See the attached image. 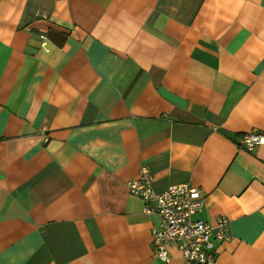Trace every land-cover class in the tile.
<instances>
[{"label": "crops", "instance_id": "obj_1", "mask_svg": "<svg viewBox=\"0 0 264 264\" xmlns=\"http://www.w3.org/2000/svg\"><path fill=\"white\" fill-rule=\"evenodd\" d=\"M264 0H0V264H181L129 182H189L264 264Z\"/></svg>", "mask_w": 264, "mask_h": 264}, {"label": "built area", "instance_id": "obj_2", "mask_svg": "<svg viewBox=\"0 0 264 264\" xmlns=\"http://www.w3.org/2000/svg\"><path fill=\"white\" fill-rule=\"evenodd\" d=\"M263 143L264 134L260 132H247L241 139L247 150H255ZM152 179L151 171L142 167L139 178L130 181L129 186L146 202L144 211L158 217L152 228L156 255L169 261V248L176 247L182 256L181 264H218L215 243L229 238L228 218L220 216L208 222L199 217L205 201L197 186L184 182L156 192Z\"/></svg>", "mask_w": 264, "mask_h": 264}]
</instances>
